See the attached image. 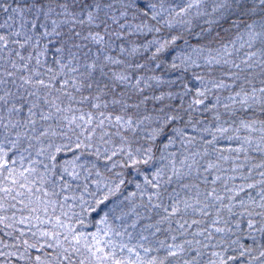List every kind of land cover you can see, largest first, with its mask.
Returning a JSON list of instances; mask_svg holds the SVG:
<instances>
[{"label": "snow or ice", "instance_id": "snow-or-ice-1", "mask_svg": "<svg viewBox=\"0 0 264 264\" xmlns=\"http://www.w3.org/2000/svg\"><path fill=\"white\" fill-rule=\"evenodd\" d=\"M0 264H264V0H0Z\"/></svg>", "mask_w": 264, "mask_h": 264}]
</instances>
